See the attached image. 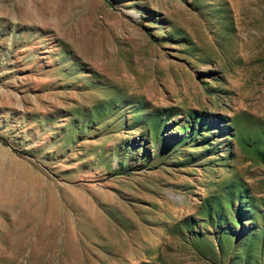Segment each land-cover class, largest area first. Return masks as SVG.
<instances>
[{"label":"rangeland","instance_id":"rangeland-1","mask_svg":"<svg viewBox=\"0 0 264 264\" xmlns=\"http://www.w3.org/2000/svg\"><path fill=\"white\" fill-rule=\"evenodd\" d=\"M0 264H264V0H0Z\"/></svg>","mask_w":264,"mask_h":264}]
</instances>
